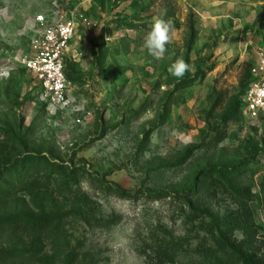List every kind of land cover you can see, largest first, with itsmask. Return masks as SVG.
<instances>
[{
	"label": "rangeland",
	"instance_id": "374dc122",
	"mask_svg": "<svg viewBox=\"0 0 264 264\" xmlns=\"http://www.w3.org/2000/svg\"><path fill=\"white\" fill-rule=\"evenodd\" d=\"M42 14L77 25L66 106L23 64ZM263 54L264 0H0V264H264Z\"/></svg>",
	"mask_w": 264,
	"mask_h": 264
},
{
	"label": "built area",
	"instance_id": "2783aa9c",
	"mask_svg": "<svg viewBox=\"0 0 264 264\" xmlns=\"http://www.w3.org/2000/svg\"><path fill=\"white\" fill-rule=\"evenodd\" d=\"M36 22L43 30L35 38L31 53L23 59L24 66L34 75L46 97L61 106L69 104V78L67 61L77 25L72 19H47L39 15ZM252 81L246 88L242 101L245 113L264 115V54L251 69Z\"/></svg>",
	"mask_w": 264,
	"mask_h": 264
},
{
	"label": "clouds",
	"instance_id": "9594fccd",
	"mask_svg": "<svg viewBox=\"0 0 264 264\" xmlns=\"http://www.w3.org/2000/svg\"><path fill=\"white\" fill-rule=\"evenodd\" d=\"M174 34L175 28L171 20L164 19L162 15L154 17L150 31L144 38L143 47L155 59H163L167 51V45L172 42ZM168 71L180 80L191 72V66L183 58H178Z\"/></svg>",
	"mask_w": 264,
	"mask_h": 264
},
{
	"label": "trees",
	"instance_id": "16d2710c",
	"mask_svg": "<svg viewBox=\"0 0 264 264\" xmlns=\"http://www.w3.org/2000/svg\"><path fill=\"white\" fill-rule=\"evenodd\" d=\"M252 67L249 70L248 82L246 84L244 92H245L246 88L248 87V85L250 84V82L252 81V75H251ZM67 76H68V73H67ZM244 92H243V94H244ZM242 103H243V101H242ZM243 106H244V104H243ZM229 114H231V111L228 110L227 113H226V116H229ZM231 252L236 255V259H235V261H237L236 263H238V261H239V263H241V264H254V263H252V260L249 257H245V256L241 255L240 252H237V251H234V250H231ZM211 260H214V258H210L209 259V261H211Z\"/></svg>",
	"mask_w": 264,
	"mask_h": 264
}]
</instances>
